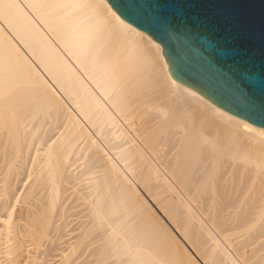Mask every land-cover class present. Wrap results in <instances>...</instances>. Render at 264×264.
Segmentation results:
<instances>
[{
	"label": "bare ground",
	"instance_id": "6f19581e",
	"mask_svg": "<svg viewBox=\"0 0 264 264\" xmlns=\"http://www.w3.org/2000/svg\"><path fill=\"white\" fill-rule=\"evenodd\" d=\"M0 264H264V129L105 0H0Z\"/></svg>",
	"mask_w": 264,
	"mask_h": 264
},
{
	"label": "water",
	"instance_id": "95a60500",
	"mask_svg": "<svg viewBox=\"0 0 264 264\" xmlns=\"http://www.w3.org/2000/svg\"><path fill=\"white\" fill-rule=\"evenodd\" d=\"M160 45L169 76L264 129V0H105Z\"/></svg>",
	"mask_w": 264,
	"mask_h": 264
}]
</instances>
